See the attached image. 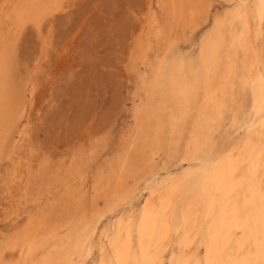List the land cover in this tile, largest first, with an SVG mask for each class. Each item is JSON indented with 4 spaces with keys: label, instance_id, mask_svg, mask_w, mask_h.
Listing matches in <instances>:
<instances>
[{
    "label": "rangeland",
    "instance_id": "rangeland-1",
    "mask_svg": "<svg viewBox=\"0 0 264 264\" xmlns=\"http://www.w3.org/2000/svg\"><path fill=\"white\" fill-rule=\"evenodd\" d=\"M16 1L0 0L3 27L11 20ZM258 2L63 0L47 16L28 22L7 53L6 76L24 91L25 100L10 130H0V260L5 264L18 260L22 237L35 228L42 233L64 232L94 217L95 209L109 208L94 229L88 254L77 264H176L179 257L193 255L198 264H208L207 246L199 245L192 219L186 227L187 241L171 229L158 243L147 242L146 253L139 233L146 206L161 215L165 190L198 163H170L164 148L153 163L119 171L117 190L125 197L123 204L110 209L105 196L113 166L134 154L140 110L153 86L164 103L173 74L202 73L201 55L207 45L218 44V53L226 58L234 38L247 32L244 15L264 71ZM245 48L239 49L237 60L243 70ZM193 105L190 125L196 117ZM261 115L253 125L260 128L255 136L259 146L264 142V112ZM190 131L188 126L184 145ZM256 174L263 190L264 161ZM196 202L192 217L202 209ZM125 242L128 258L121 259L117 255ZM221 245L223 249L225 241ZM248 250L255 251L252 241L245 246ZM214 257L218 261L219 255Z\"/></svg>",
    "mask_w": 264,
    "mask_h": 264
},
{
    "label": "bare ground",
    "instance_id": "bare-ground-1",
    "mask_svg": "<svg viewBox=\"0 0 264 264\" xmlns=\"http://www.w3.org/2000/svg\"><path fill=\"white\" fill-rule=\"evenodd\" d=\"M62 1L17 0L11 20L6 27L0 24V130H10L25 100L24 91L21 92L6 76L8 48L28 22L47 16L60 7ZM244 18L247 32L234 38L231 50L223 48L228 52L226 58L222 59L218 53V44L214 43L213 47L207 45L201 55L202 73L195 70L188 75L185 72L173 74L169 96L164 103L160 101L157 86L152 85L149 101L143 111L140 110L137 125L139 139L135 138L132 145L135 146L134 154L132 158L122 157L112 168L114 175L106 191L108 196H105L107 204H111L110 209L125 202L121 189L117 190L119 171L130 170L132 165L142 168L153 163L164 148L170 163H198L196 168L185 172L165 190L161 215L155 216L150 205L144 209L139 225L143 253L147 252V242L158 243L168 237L171 229L177 237L187 241L186 227L192 219L199 245L207 246L208 264H264V188L262 190L256 174L264 161V142L259 146L255 136L260 128L253 126L255 118L264 112V71L260 67L255 40L250 37L249 18L247 15ZM225 19L221 20L226 22ZM256 19L260 34L264 30V0H259L256 6ZM245 46L243 70L237 60L240 59L239 49ZM194 103L196 117L190 125L188 118ZM188 126H191V131L184 145ZM196 201L202 209L192 217ZM107 210L109 208L103 211L95 209L97 213L94 217L79 221L64 232L42 233L35 228L33 232L25 233L21 239V256L8 264L81 262L89 252L94 229ZM237 230L242 234L237 235ZM224 241L226 245L221 249ZM249 241L253 242L255 251H244ZM231 242L237 247L233 248ZM125 246L126 242L121 244L118 258H128ZM215 255H219L217 262L213 260ZM198 260L196 255L191 258L181 256L176 264H198ZM0 264L5 263L0 260Z\"/></svg>",
    "mask_w": 264,
    "mask_h": 264
}]
</instances>
